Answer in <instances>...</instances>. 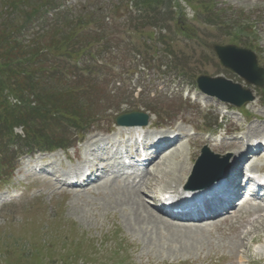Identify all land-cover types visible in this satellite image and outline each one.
Segmentation results:
<instances>
[{"label": "rangeland", "instance_id": "1", "mask_svg": "<svg viewBox=\"0 0 264 264\" xmlns=\"http://www.w3.org/2000/svg\"><path fill=\"white\" fill-rule=\"evenodd\" d=\"M88 1L97 3L99 0L71 2ZM195 1L190 2L195 10L190 9L185 2H180L179 11L184 14L183 18L179 13L165 23L166 19L171 18L173 8L163 3L157 7L155 15L164 23L162 26L165 29L161 32L168 29V37L176 40L172 47L193 55L189 73L178 74L171 67L169 59L164 57L151 63L152 68L145 69V59H138L128 51L123 53L124 50L118 56L114 48L112 55L117 57L107 60V81L92 85L89 82L80 83L90 85L93 95L79 93L71 95L69 100L79 105L74 107L78 108L82 116L87 118L92 115L90 119L94 120L90 131L83 136V142L65 151L38 154L44 157L42 163L47 165L39 174H33L32 170L24 173L25 164L35 160L28 156L19 160L17 168L9 176L5 175L7 171L0 168V194L14 190L24 192L12 202L0 205V264H232L229 260L221 261L217 257L235 254L238 246L233 247L235 239L232 234L223 235L215 229L194 227L177 229L162 223L143 221L133 208L136 205L130 206L122 191L117 189L130 180L121 175L123 170H119L118 163L109 155L111 148L114 149L113 145L120 141L121 145H125L127 138L114 123L115 117L138 109L149 115L153 125H162V130L172 125L176 131L182 128L185 133L195 135L192 134L193 125L197 129L196 134L206 137L215 133L218 141L224 138L223 132L233 126H240L244 133L256 128L252 136L264 139V104L261 102L260 88L246 84L236 74L223 68L208 47L210 42L236 43L250 48L256 54L258 63L264 67V0ZM101 4L105 5V10H112H109L108 0ZM203 8L213 9L214 14L207 15L209 12ZM107 11L103 13L105 18L109 13ZM182 27L186 32H192L196 39L185 38L180 34ZM128 33L123 27L119 35L125 47ZM24 38L29 39L30 36ZM160 62L168 64V68L159 69L157 64ZM199 74L220 75L252 90L256 97L246 103L243 109L249 116H242L236 107L202 93L195 81ZM50 81V84L46 83L52 90L62 88L60 84L65 83ZM110 93L116 97H109ZM78 96L80 102L73 99ZM216 119L217 123L222 124L219 130L211 125ZM207 124L211 127H207ZM49 125V136L52 138L64 137L65 134L76 138L74 128L64 133L54 121L49 122ZM15 131L21 132L19 127ZM204 144L194 143L190 151L196 155ZM188 151L186 142L178 144L171 156L160 159L145 174L143 181L148 182L142 188L146 191L142 197L148 214L158 216L159 213L153 207V200L147 190L159 192L160 188L171 182L172 174H179V167L189 165L190 168V161L186 157ZM225 154L232 165L234 156ZM101 163L108 170L101 173L100 180L92 185L70 188L61 184L63 181L60 178L67 177L65 174L78 172L82 167L89 168L93 164L98 168L97 164ZM55 176L61 183L56 181ZM149 183L150 186H147ZM253 220H258L255 226L252 227L250 223L242 226V231L250 226L252 230L241 244H246V248L239 249L246 252L247 261L260 264L258 259L264 252V211L249 217L250 222ZM185 233L194 234L199 237V241L192 242L183 237L181 239L190 245L181 248L175 239L187 235ZM251 239H257L259 243L251 244Z\"/></svg>", "mask_w": 264, "mask_h": 264}, {"label": "trees", "instance_id": "2", "mask_svg": "<svg viewBox=\"0 0 264 264\" xmlns=\"http://www.w3.org/2000/svg\"><path fill=\"white\" fill-rule=\"evenodd\" d=\"M164 0H140L149 21L156 14V7ZM191 1V0H188ZM58 0H0V90L7 89L20 100V104L6 106L8 128L22 125L28 140L47 138L49 122L58 120L57 112L72 119L82 115L71 95H79L73 86L60 84L62 88L49 89L50 80L61 77L59 57L87 51L92 42L107 38L100 20L90 10L72 14L69 9L47 28L30 31L31 22L40 18L47 9L56 6ZM94 25L98 32H83ZM29 34L30 38L24 37ZM86 38H89L88 42ZM52 70V71H50ZM48 84H47V83ZM79 101V96L73 98ZM65 100V102H64ZM73 101V100H72ZM80 102V101H79ZM57 119V120H56Z\"/></svg>", "mask_w": 264, "mask_h": 264}, {"label": "bare ground", "instance_id": "3", "mask_svg": "<svg viewBox=\"0 0 264 264\" xmlns=\"http://www.w3.org/2000/svg\"><path fill=\"white\" fill-rule=\"evenodd\" d=\"M150 125H151V122H149L146 125V127L150 126ZM137 128H142V127L141 126H131V127L129 126V127H124L123 129H125L127 132H135L136 133ZM255 130H257V129L256 128L250 129L249 133L253 134V132ZM179 139H180L179 134L175 135L174 138H171V139L167 138L163 134L162 139L158 140V142H156V143H154L155 141L150 142L151 147H153L154 150H153V153L151 154V156L149 157L148 166L156 165V164H158L159 159L167 157L168 155L171 156L173 154L174 146L176 145V143L179 142ZM188 142H189V146L193 145L194 143H207L211 150H213L215 152H219V153L229 151V152L233 153V155L235 157H237L235 159L240 160V162H243V164L247 163V161H248V159L244 155L245 152H247L249 149H251L250 145L247 143L244 144L243 141L240 138H238V136L235 138H231L228 141H221L219 143H214L211 139H205V138H201V137L197 136V137H189ZM161 144H165V145L160 147ZM194 155H195V152L191 150L188 153V159L192 160ZM111 156H115V152H113ZM182 163L184 164V162H182ZM97 166H98V168L96 166L94 167V169L97 168V169H95L96 172H99L98 169H100V172L105 170V166L103 165V163L97 164ZM179 168H180L179 174H172L173 172L171 173L172 174L171 175L172 180L170 183L165 185V188L163 190L164 193H170V194L171 193H180L179 188L182 187V184L184 183V179H185L186 175H188L190 173L191 165H190V168H189V165H188V167L182 166ZM177 172H178V170H177ZM153 175H156V174H153ZM239 177H240V172H239V168L237 167V172L234 173L233 179H232V182L234 185V192H233L234 197H237L240 194L241 183H240ZM153 178H155V177H153ZM97 180H100L98 175L95 177V179L93 181H97ZM91 184H92V181L88 180V182L85 185L89 186ZM146 184L147 183H144L143 186H135V185H129V184L123 185V186L119 185L117 188L118 190L122 191V194L127 198V199H125L126 202H129L128 204L130 206L136 205V207H133V208L136 210L137 214L140 215V217L143 221L147 220L149 222H157L160 224L162 223L163 225L174 226V228H177V229H181V228L192 229V227H194V228H200L203 230V229H207V228L208 229L209 228H215L217 231H219L223 235H227L228 233L233 234L235 236V242H234L235 246H243L241 244L243 243L245 237L250 233L251 229H248L245 231L240 230L242 223L246 219L244 218L245 216L241 215L238 210L233 208V202L232 201H230V202L227 201L225 203V205L221 204L219 208H215V207H213V205H206L207 211H201L199 209V207H197L195 210H191L193 212H186L184 214H181V216H175L174 218L177 220L172 221V220L165 219L162 216H159V214H158V216H156L153 213L148 214L147 207L145 205V201L142 197V194L144 192H146L142 188H144ZM147 186H150V183ZM147 191L152 192L151 189H149ZM255 210L256 209H254V211ZM244 211L248 212V209L244 210ZM223 212H224V214L220 218L219 216ZM173 216L174 215L172 214L171 217H173ZM232 217H235L238 219V224H229L228 223L229 219ZM181 220H184L185 222L184 221L179 222ZM219 223L224 224L225 226L222 227L221 225H219ZM201 224H203V225H201ZM185 234H187V233H185ZM183 237H186V239H190L192 242H195V241L198 242L199 241V239H198L199 237L198 238H197V236L195 237L194 234H190V235L187 234V235H183L181 237H177V239H175V240L179 243V246L181 248H186L187 246L190 245L188 243H185L184 242L185 240L183 241V239H181ZM187 242H188V240H187ZM231 262H232V264H236L237 257L232 256Z\"/></svg>", "mask_w": 264, "mask_h": 264}, {"label": "water", "instance_id": "4", "mask_svg": "<svg viewBox=\"0 0 264 264\" xmlns=\"http://www.w3.org/2000/svg\"><path fill=\"white\" fill-rule=\"evenodd\" d=\"M216 53L221 64L238 74L248 84L263 86L264 84V69L257 65L256 56L248 49L239 48L234 45H218L211 44L210 46ZM198 86L207 94L218 97L223 101H228L237 106L247 100L253 99L250 91L242 89L239 84L232 83L222 77L211 78L208 76H200L197 79ZM120 124L146 123L145 116L140 115H122L117 117ZM209 154L204 151V155L198 160L195 167V172L201 167ZM219 174V173H217ZM216 173L208 175L209 180L217 177Z\"/></svg>", "mask_w": 264, "mask_h": 264}]
</instances>
